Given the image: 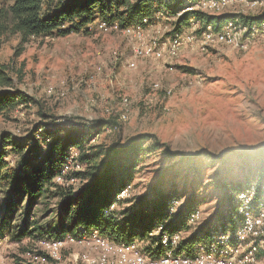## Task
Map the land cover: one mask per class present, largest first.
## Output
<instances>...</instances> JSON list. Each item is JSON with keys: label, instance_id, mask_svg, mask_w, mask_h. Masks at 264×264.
I'll return each instance as SVG.
<instances>
[{"label": "rangeland", "instance_id": "rangeland-1", "mask_svg": "<svg viewBox=\"0 0 264 264\" xmlns=\"http://www.w3.org/2000/svg\"><path fill=\"white\" fill-rule=\"evenodd\" d=\"M174 9L171 6V11ZM242 11L252 15L259 8L238 4L226 14ZM168 16L153 23L161 26V34L151 28L147 40L176 27L175 16ZM20 43L18 34L5 37L0 64L22 70L21 83L17 73L13 74L15 83L38 103L20 104L10 114H0V136L7 132L23 138L36 125L55 118L64 125L114 119L118 126L99 131L92 137L93 146L126 145L140 134H154L184 157L171 161L164 149L151 150L152 142H147L130 198L178 190L182 204L200 209V225H211L216 215L226 210L223 183L242 180L243 186H237L226 202L232 205L246 180L257 179L254 174L261 160L253 155L264 147V37L247 48L190 45L169 61L137 56L139 44L123 29L102 32L97 28L88 35L31 38L23 51ZM132 62L135 66H130ZM49 86L65 90L66 95L48 94ZM121 97L130 101L125 121L117 114ZM18 159L16 153L8 157L10 163ZM72 184L79 187L83 181ZM54 191L36 198L32 207L28 197L16 199V206L10 208L14 220L7 227L11 232L6 230L0 238V264L31 263L30 253L38 251L50 256L53 264H101L103 253L84 243L69 242L53 250L41 240L13 239L26 220L32 230L36 226L53 227L59 203ZM6 208L0 195V217ZM183 231L184 236L190 232ZM260 259L264 261V254Z\"/></svg>", "mask_w": 264, "mask_h": 264}, {"label": "trees", "instance_id": "trees-1", "mask_svg": "<svg viewBox=\"0 0 264 264\" xmlns=\"http://www.w3.org/2000/svg\"><path fill=\"white\" fill-rule=\"evenodd\" d=\"M187 2L188 0H0V50L9 34L21 36L20 48L23 51L31 38L61 37L72 33L88 35L98 28L101 21L111 25L117 24L123 29L140 23L158 10L175 16ZM171 6L175 7L173 11ZM192 16L216 27L234 19L252 25L264 20V11L253 16L186 13L176 20L175 30L181 31ZM15 72L17 82L21 83V69L15 70V67L0 64V114H10L20 104L28 106L38 103L33 96L16 85L13 77ZM42 115L47 117L44 113ZM57 119L36 125L23 138L7 132L0 136V195H3L7 206L6 214L0 217V238L6 230L11 232L7 227H10L14 220L10 208L16 206V199L28 197L32 207L36 198L46 196L51 189L55 190L53 196L59 198L53 227L36 226L32 230L26 220L25 224L16 230L13 237L15 241L26 237L35 240L63 239L68 234L77 236L91 231H98L115 242L142 241L150 239L149 233L163 225L166 232L193 229L191 235L181 243V248L186 249L207 240L211 235V227L217 222L225 224L235 217L236 199L233 206L226 202L232 198L237 186H243L242 180L237 183L219 182L226 187V210L225 213L216 215L211 225L199 226L201 221L194 227L188 225L190 214L198 208L188 207L186 203H183L173 216L169 214L172 201L182 199L178 190L168 193L152 191L138 198H130L129 194L119 201V205H128L127 207H119L106 213L117 201V196L128 185H132L140 155L147 142H152L151 150L164 149L171 161H176L181 156L183 158L184 155L172 152L156 135L148 133L136 136L126 145L93 146L90 144L92 137L99 131L118 126L114 119L99 118L93 120L90 125H64ZM39 129H43L40 137ZM70 148L79 150L80 159L85 165L84 170L67 174L68 179L75 177L83 181L79 187L74 184L62 185L55 181ZM12 153L19 156L14 163L8 160ZM253 156L261 160V167L257 168L254 174L257 179H253L256 181L252 182L253 179L249 178L251 181L246 180L244 188L253 184H264V147ZM27 215L33 218L28 212ZM34 224L36 221H33ZM152 240L156 241V238Z\"/></svg>", "mask_w": 264, "mask_h": 264}, {"label": "built area", "instance_id": "built-area-1", "mask_svg": "<svg viewBox=\"0 0 264 264\" xmlns=\"http://www.w3.org/2000/svg\"><path fill=\"white\" fill-rule=\"evenodd\" d=\"M238 4L249 8H259L257 15L264 11V0H188L184 7L175 15L190 13L209 14L221 16ZM167 13V12H166ZM164 11L145 17L140 23L123 28L124 33L131 36L138 45L137 56L153 57L155 59L173 60L178 57L183 48L190 45L205 47L210 44H223L228 46L247 48V45L259 37H264V20L252 25L243 24L238 19L228 20L219 27L206 24L192 16L187 29L174 31L172 27L163 35L153 36L147 40V31L151 28L161 34L158 26L161 17L168 16ZM237 14L248 15L245 12ZM250 16V15H248ZM157 21V24H153ZM98 29L102 32L121 29L119 25H111L106 21L99 23ZM166 37V40L163 38ZM130 66H135L132 62ZM48 94L65 96V90H56L49 86ZM59 92V93H58ZM121 109L117 111L119 119L125 121L128 117L130 101L121 97ZM43 129L38 130V137ZM95 140V139H94ZM85 165L80 159L79 150L70 148L61 172L55 181L62 185H69L79 179H68L67 174L84 170ZM133 186L123 190L107 212L118 208L119 201L131 193ZM182 205L181 199L172 201L169 214L174 215ZM236 215L232 221L222 224L217 222L211 227L210 237L186 249L181 248L185 239L184 231H164L160 225L149 233L150 239L132 242H115L102 236L98 231L82 233L81 235L68 234L63 239H44L41 242L53 250H59L69 242L84 243L99 249L103 255L101 264H259L260 255L264 252V184H253L242 189L236 197ZM202 218L200 209L189 216L188 225L196 226ZM156 238V241L152 239ZM33 264H53L55 261L44 252L30 253Z\"/></svg>", "mask_w": 264, "mask_h": 264}, {"label": "crops", "instance_id": "crops-1", "mask_svg": "<svg viewBox=\"0 0 264 264\" xmlns=\"http://www.w3.org/2000/svg\"><path fill=\"white\" fill-rule=\"evenodd\" d=\"M203 225H205V224H203ZM199 226H202V224L199 225ZM199 228H200V227H198V229H199ZM192 231H193V230H190V232H188L189 234H188L187 236H185V238L188 237L189 235H191ZM262 254H264V252H263ZM262 260H263V259H260V263H259V264H264V261H262Z\"/></svg>", "mask_w": 264, "mask_h": 264}]
</instances>
